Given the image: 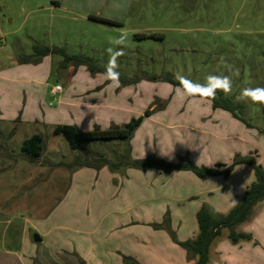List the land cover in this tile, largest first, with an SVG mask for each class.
Instances as JSON below:
<instances>
[{"label":"rangeland","instance_id":"1","mask_svg":"<svg viewBox=\"0 0 264 264\" xmlns=\"http://www.w3.org/2000/svg\"><path fill=\"white\" fill-rule=\"evenodd\" d=\"M121 32L128 38L117 61V86L88 65L106 69L107 49L122 47L112 43ZM0 38L1 77L39 82L2 102L10 115L0 117V264H181L188 254L177 242L197 237L194 207L209 196L188 194L205 182L190 171L141 170L131 161L145 154L141 159L188 158L210 168L234 164L231 210L256 181V170L236 161L249 159L264 169V104L236 99L244 88H264V0H0ZM34 45L85 59V65L72 62L67 68L84 67L93 93L108 94V103L120 108L108 112L102 129L144 118L130 140L95 144L103 157L127 162L115 180L99 176L100 166H70L75 153L86 154L84 146L72 150L53 133L57 124H43L44 112L58 101L50 88L67 69L60 53L43 64ZM82 71L78 78L86 75ZM177 74L199 83L210 74L231 75L232 92L221 93L238 108H216L212 99L182 95ZM0 89L9 90L1 81ZM24 111V119L34 123L22 126ZM27 134L45 139L44 155L35 163L21 155ZM42 171L45 177L38 176ZM52 172L76 173L54 180ZM246 221L258 236L255 257L264 264V202ZM224 228L219 243L230 233Z\"/></svg>","mask_w":264,"mask_h":264},{"label":"trees","instance_id":"2","mask_svg":"<svg viewBox=\"0 0 264 264\" xmlns=\"http://www.w3.org/2000/svg\"><path fill=\"white\" fill-rule=\"evenodd\" d=\"M35 55L39 57H45L48 55H54L60 53L64 56L63 68H66L70 63L85 65V59L77 55H68L61 49H53L46 46L34 45ZM28 57L22 59L27 61ZM88 69L91 73L105 72V68H99L97 66L88 65ZM176 84L180 85L177 81ZM214 107L223 108L234 111L238 106L234 105L232 101L222 96L221 92H217L214 99ZM148 115V112L146 113ZM143 117L138 119H131L129 122L122 125H112L108 129H102L99 125H95L92 130L84 131L79 129L76 125H56L53 129L55 135H62L69 147L72 150H76L81 146H84L86 154L84 156L76 157L73 161V165L78 164L81 167H93L110 165V167L123 166L127 162L113 163L103 155L98 154L97 142L102 143L104 141L122 140L128 141L133 136L135 130L138 128ZM44 138L40 134H35L29 138L23 140L21 144V152L25 158L32 163L38 161L42 157L45 151ZM94 145V146H92ZM126 160V159H125ZM132 165L141 170L156 168L160 171H176L186 170L190 171L198 178L205 179L206 177L223 176L228 178L233 171L234 164L225 165L218 164L215 167L198 166L191 160L182 161L180 163H171L163 159H159L154 155L147 156L144 159L131 161ZM237 163H245L251 165L256 174V181L253 182L245 191L243 200L237 204L226 216L213 215L210 207L204 205L197 213V222L199 233L194 240L178 241L177 243L182 246L188 254L189 259H196V264H208L209 263V251L214 239L221 235V230L224 227L230 229L229 237L236 243L241 239H250V235L237 233L235 228L238 225L245 223L246 220L252 215L254 208L259 203L264 201V169L261 164H256L249 159H240ZM70 166H73V165Z\"/></svg>","mask_w":264,"mask_h":264},{"label":"crops","instance_id":"3","mask_svg":"<svg viewBox=\"0 0 264 264\" xmlns=\"http://www.w3.org/2000/svg\"><path fill=\"white\" fill-rule=\"evenodd\" d=\"M48 60H53L52 55H48L43 57L41 62L45 64V62ZM19 69H23V63L16 61L14 62ZM51 66L49 71H51ZM67 69L65 72V75L63 78H59L56 81V84L53 85L50 88V93L53 95V99L55 97H58L57 105L55 108H53L52 112H44V119L43 124L47 126L50 125H62V124H68V125H76L81 130H90L94 125H101L105 126L107 122H103L104 117H108V112H116L120 110L118 107V103H108V94L102 93H93L94 87L93 82L90 81L89 73H86L83 68H78L76 70H73L72 68H65ZM80 70H83L82 78H78ZM0 75V81H1V87L4 90L0 89V117L5 118L7 115H10V113H7L6 105L7 103H2L3 100L11 99L12 95H16L13 91H18L17 94L20 92V89L22 90L24 85H31L33 86L39 84L38 81L35 80V78H27L26 79H10L1 77ZM65 82V83H64ZM42 84L43 81H42ZM62 85L63 90L59 93H53L52 89L56 85ZM16 87V89H15ZM98 87V86H97ZM19 88V89H17ZM27 88V87H26ZM26 91V90H25ZM28 89L26 91V97H27ZM5 104V105H4ZM28 111H24V114L21 115L20 123H22V126H27L30 123H34L33 119L28 117L24 119V116L26 115ZM14 112L10 116V119L12 122L16 121V118H14ZM40 123V120H37ZM119 123V122H117ZM25 127L21 128V131H25ZM27 136V137H26ZM25 136V138H21V144L24 139L29 138L31 136H28V134ZM33 136V135H32ZM45 143V141H44ZM120 143H114V145H119ZM94 146V145H92ZM98 154H101L99 151V148H97ZM78 152V151H75ZM134 147H133V154H134ZM79 153V154H78ZM75 153L76 157L82 156V153L78 152ZM115 155H122L123 153L120 151H115ZM22 155V153H21ZM44 155V154H43ZM42 155V156H43ZM102 155V154H101ZM139 155V154H137ZM23 156V155H22ZM24 157V156H23ZM145 157V154H142V156H136L135 159H141ZM42 158V157H41ZM40 159V158H39ZM38 159V160H39ZM76 159V158H75ZM74 159V160H75ZM28 160V158H26ZM110 161H112L109 158ZM29 161V160H28ZM73 162V161H72ZM72 162L70 164H72ZM114 163V162H113ZM115 164V163H114ZM86 168H93V167H86ZM98 175L103 177L111 176L115 180V176H118V172H121L123 170V166H117V167H110V165H103L99 167ZM76 173V172H74ZM70 174L74 176L73 174ZM38 176H46L47 171H42L41 173H37ZM70 175H67V173H57L52 172V176L57 180L64 179L65 177H68ZM231 175V174H230ZM70 176V177H72ZM225 179L223 176H216V177H206L205 179H202L204 183V188L200 189L198 191H195L191 194H188L190 198H199L203 195H209L207 200H198L197 204L194 207V212L197 214L200 209H202V206L206 205L210 207L211 211H214L215 213H219L221 215H224V213H227L231 210L233 203L235 202L233 192L235 189L232 188V179L230 178ZM201 179V178H200ZM231 179V180H230ZM250 185H247L244 188V192ZM187 196V197H188ZM264 202V201H263ZM262 203V202H261ZM260 204V203H259ZM263 204V203H262ZM223 213V214H222ZM216 214L215 216L219 215ZM249 224L251 227L252 224L248 223V221H245V223L241 224L240 227L237 228L238 233L250 235V239L245 240H239L237 243H233L231 239L229 238V233H226L227 239H223V244L219 243L218 237L225 235V228H222L221 235L217 236L214 241L211 244L210 251H209V263L208 264H259L260 262L257 261L258 257H255L254 249L255 244L254 241L257 240L258 236L254 234L253 229L250 228L247 229V224ZM196 228L194 230V237L198 235L199 233V226L198 222L195 224ZM198 226V227H197ZM198 228V229H197ZM40 236V235H39ZM41 237V236H40ZM228 240V241H227ZM43 241V238H41V242ZM40 242V243H41ZM259 250V248L257 247ZM181 264H196V259H188L183 258L181 261Z\"/></svg>","mask_w":264,"mask_h":264},{"label":"clouds","instance_id":"4","mask_svg":"<svg viewBox=\"0 0 264 264\" xmlns=\"http://www.w3.org/2000/svg\"><path fill=\"white\" fill-rule=\"evenodd\" d=\"M127 33L121 34L112 41L114 45L122 46L119 50L109 47V60L106 65L105 76L107 79L119 86L120 73L117 71L118 58L125 55L124 49L127 47ZM228 71L234 75H238V70H234L231 65H228ZM177 79L180 82V87L177 89L186 97H201L204 99H214L218 91L224 94H230L233 88L231 75H214L210 74L205 78L204 83L195 82L186 76L177 74ZM237 100H250L253 103L264 104V88H244L240 91Z\"/></svg>","mask_w":264,"mask_h":264},{"label":"built area","instance_id":"5","mask_svg":"<svg viewBox=\"0 0 264 264\" xmlns=\"http://www.w3.org/2000/svg\"><path fill=\"white\" fill-rule=\"evenodd\" d=\"M0 40H1V38H0ZM62 90H63V87H62V85H60V84L56 85V86L52 89V91H53L54 94H55V93H59V92H61Z\"/></svg>","mask_w":264,"mask_h":264},{"label":"water","instance_id":"6","mask_svg":"<svg viewBox=\"0 0 264 264\" xmlns=\"http://www.w3.org/2000/svg\"><path fill=\"white\" fill-rule=\"evenodd\" d=\"M33 238L35 242H41V237L39 236L38 233H34L33 234Z\"/></svg>","mask_w":264,"mask_h":264}]
</instances>
